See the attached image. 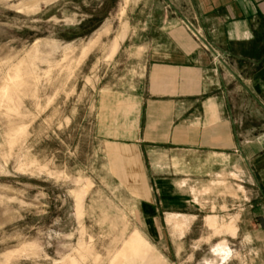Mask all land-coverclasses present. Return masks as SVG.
<instances>
[{
    "label": "rangeland",
    "instance_id": "374dc122",
    "mask_svg": "<svg viewBox=\"0 0 264 264\" xmlns=\"http://www.w3.org/2000/svg\"><path fill=\"white\" fill-rule=\"evenodd\" d=\"M263 11L250 93L204 38L222 83L176 97L166 1L0 0V264H264Z\"/></svg>",
    "mask_w": 264,
    "mask_h": 264
},
{
    "label": "crops",
    "instance_id": "0c3cea01",
    "mask_svg": "<svg viewBox=\"0 0 264 264\" xmlns=\"http://www.w3.org/2000/svg\"><path fill=\"white\" fill-rule=\"evenodd\" d=\"M164 1L172 5L177 18L167 19L164 25L159 26L157 35H152L159 37L158 39L151 38L136 45V48L148 52L144 55L145 60L150 71L157 70V80L160 81L166 76L172 78L171 82L175 80L178 88L183 90L182 93L175 94L176 97L210 95L212 90L217 88L213 83H222V79L211 70L213 49L206 43L208 41L218 51L228 55L226 61L222 63L228 75L235 77L250 93L242 81L240 72L248 66H260L258 27H260V10H264V0H184L186 12L174 7L172 1ZM132 30L129 37L134 35ZM164 96L161 95L159 98ZM251 96L256 99L253 94ZM210 98L211 96H208L207 99ZM218 111L219 114H223L221 108ZM205 113L216 114L214 109L204 110L202 113L199 110L196 112V109H188L187 115L191 117ZM198 131L201 130L196 131V137ZM208 137V142L196 138L194 142L184 143L182 146L216 148L215 130L209 131Z\"/></svg>",
    "mask_w": 264,
    "mask_h": 264
}]
</instances>
